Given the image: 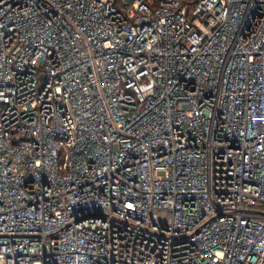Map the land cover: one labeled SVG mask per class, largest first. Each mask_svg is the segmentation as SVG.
I'll list each match as a JSON object with an SVG mask.
<instances>
[{
	"label": "built area",
	"instance_id": "built-area-1",
	"mask_svg": "<svg viewBox=\"0 0 264 264\" xmlns=\"http://www.w3.org/2000/svg\"><path fill=\"white\" fill-rule=\"evenodd\" d=\"M0 264H264V0H0Z\"/></svg>",
	"mask_w": 264,
	"mask_h": 264
}]
</instances>
